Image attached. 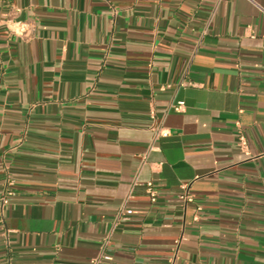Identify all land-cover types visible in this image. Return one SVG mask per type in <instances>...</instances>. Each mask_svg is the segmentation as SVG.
Here are the masks:
<instances>
[{"label":"crops","instance_id":"0c3cea01","mask_svg":"<svg viewBox=\"0 0 264 264\" xmlns=\"http://www.w3.org/2000/svg\"><path fill=\"white\" fill-rule=\"evenodd\" d=\"M7 187L0 264H264V0H0Z\"/></svg>","mask_w":264,"mask_h":264},{"label":"built area","instance_id":"2783aa9c","mask_svg":"<svg viewBox=\"0 0 264 264\" xmlns=\"http://www.w3.org/2000/svg\"><path fill=\"white\" fill-rule=\"evenodd\" d=\"M173 107H174V109L177 110V111H182L183 108H184V102H183V101H179V102H177L176 104H173ZM162 135H163V133H162ZM240 144H241L242 146H244V147L247 146V141H246V138H245L244 135H241V136H240ZM181 189H182V193H181V196H180V197H181V199L184 201V203H185V204L193 203V202H194V195L192 194V192H191V190H190V186H189V184H182V185H181ZM146 191H147V193L149 194L151 201H152V202H155V201H156V198H157V192H156V190L154 189L153 184H152L151 182H148V183L146 184ZM14 194H15L14 191H13L10 187H7L6 190H5V192H4V194H3V196L0 198V203H1L2 205L7 204V203L9 202L10 198H11ZM197 210H198V211L201 210V207H200V206H197ZM126 212L129 213V214H131V213H132V210L129 209V210H127ZM179 243H180V242H179V240H178V241H177V244H178V245H177V247H176V249H175V254H174L175 257H176V254H177V252H178V246H179ZM103 259H104V260H108V261H110V260L112 259V257H111V256H103V257H101V258H99V259L92 260L91 264H100V262H101Z\"/></svg>","mask_w":264,"mask_h":264}]
</instances>
